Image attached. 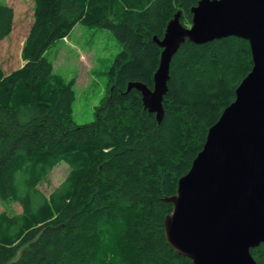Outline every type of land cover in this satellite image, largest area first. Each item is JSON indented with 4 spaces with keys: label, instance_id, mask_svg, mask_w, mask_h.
<instances>
[{
    "label": "trees",
    "instance_id": "1",
    "mask_svg": "<svg viewBox=\"0 0 264 264\" xmlns=\"http://www.w3.org/2000/svg\"><path fill=\"white\" fill-rule=\"evenodd\" d=\"M200 0H34L22 47L25 64H0V264H193L167 241V198L202 150L208 130L236 98L253 67L248 40H187L171 63L161 123L145 109L169 21L192 23ZM14 9L0 2V39ZM110 28L123 45L108 71L107 94L94 121L73 117L75 79L46 56L78 24ZM69 172L50 193L54 168ZM19 203L21 212L9 206ZM264 264V242L252 249Z\"/></svg>",
    "mask_w": 264,
    "mask_h": 264
},
{
    "label": "water",
    "instance_id": "2",
    "mask_svg": "<svg viewBox=\"0 0 264 264\" xmlns=\"http://www.w3.org/2000/svg\"><path fill=\"white\" fill-rule=\"evenodd\" d=\"M192 23L181 11L169 21L150 88L141 81L145 109L164 118L173 56L187 40L202 44L229 36L249 41L253 67L235 100L209 128L202 150L179 179L165 219L168 243L193 264H258L252 249L264 242V0H200Z\"/></svg>",
    "mask_w": 264,
    "mask_h": 264
},
{
    "label": "rangeland",
    "instance_id": "3",
    "mask_svg": "<svg viewBox=\"0 0 264 264\" xmlns=\"http://www.w3.org/2000/svg\"><path fill=\"white\" fill-rule=\"evenodd\" d=\"M13 7L12 32L0 39V64L10 73L25 62L21 52L33 22L34 0H0ZM123 45L110 28L93 27L78 23L68 36L57 40L46 52L54 63L55 70L67 80L75 79L76 99L73 117L79 124L95 120L96 107L107 94L108 71ZM69 172V165L61 161L51 172L50 182L41 184V189L50 193ZM8 208L0 201V211ZM21 212L19 203L9 206Z\"/></svg>",
    "mask_w": 264,
    "mask_h": 264
}]
</instances>
